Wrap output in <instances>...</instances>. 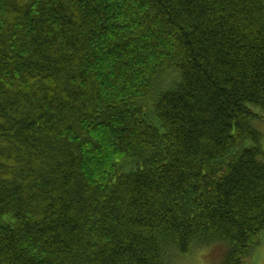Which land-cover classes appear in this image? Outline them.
<instances>
[{
	"label": "trees",
	"instance_id": "1",
	"mask_svg": "<svg viewBox=\"0 0 264 264\" xmlns=\"http://www.w3.org/2000/svg\"><path fill=\"white\" fill-rule=\"evenodd\" d=\"M256 123L264 0H0V264H251Z\"/></svg>",
	"mask_w": 264,
	"mask_h": 264
},
{
	"label": "rangeland",
	"instance_id": "2",
	"mask_svg": "<svg viewBox=\"0 0 264 264\" xmlns=\"http://www.w3.org/2000/svg\"><path fill=\"white\" fill-rule=\"evenodd\" d=\"M259 131L264 135V123H256ZM217 245H223L222 247H217L209 252V254L204 258L203 264H223L226 258L229 247L226 243L220 241L216 243ZM203 248V247H202ZM199 250L189 255L177 256L174 264H202L199 258ZM252 263L251 264H264V236L263 242L258 245L252 253Z\"/></svg>",
	"mask_w": 264,
	"mask_h": 264
},
{
	"label": "clouds",
	"instance_id": "3",
	"mask_svg": "<svg viewBox=\"0 0 264 264\" xmlns=\"http://www.w3.org/2000/svg\"><path fill=\"white\" fill-rule=\"evenodd\" d=\"M203 245H205L200 251H199V258L201 259V262L203 264L204 258L209 254L210 251L217 247H222L223 245H217L216 243H213L211 239L204 240L201 242Z\"/></svg>",
	"mask_w": 264,
	"mask_h": 264
}]
</instances>
